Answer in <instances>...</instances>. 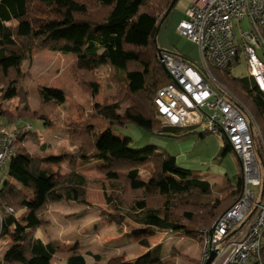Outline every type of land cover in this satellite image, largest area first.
Instances as JSON below:
<instances>
[{"label":"trees","instance_id":"16d2710c","mask_svg":"<svg viewBox=\"0 0 264 264\" xmlns=\"http://www.w3.org/2000/svg\"><path fill=\"white\" fill-rule=\"evenodd\" d=\"M174 1L0 0V93L3 99L21 96V67L31 59L32 51L44 49L74 57L72 73L86 93L99 80L98 69L110 67L114 83L121 86L123 98L131 101L136 115L129 116V120L119 117L121 101H109L97 107L96 113L110 127L102 132L75 135L81 148L77 159L71 160L72 171L65 175L56 176L42 168L43 160L18 147L0 172V239L12 240L0 264L52 263L58 244L45 243L36 236L40 229L50 226L43 214L53 204L63 201L88 204L89 180L76 172V167L90 155L102 163L101 172L126 182L124 193H105L107 204L114 212L105 219L117 226L133 221L141 226L135 231L138 235L152 237L155 232H174L188 239H198L201 227L209 226L224 215L242 196V169L229 195L223 201H212L215 187L211 181L180 167L175 157L160 151L154 144L142 149L132 148V138L114 131V128L135 125L159 137L172 134L186 138L199 134L203 138L207 134L191 132L197 127L178 131L164 125L158 119L154 104L157 91L171 82L160 63V54L165 50L160 49L156 38ZM216 75L250 112L264 143V94L258 90L254 78H235L230 69L217 70ZM64 94L60 89L40 88L44 109L32 121L47 125L62 105ZM16 132L19 140L25 136L22 130ZM27 134L36 135L30 130ZM255 148L264 171V147L257 141ZM230 152L232 149L225 144L221 157ZM48 162L57 163L59 159L54 157ZM147 166H152L153 173L145 181L140 170ZM21 188L32 190L36 198L29 199ZM199 238L201 241V233ZM141 245L150 250L134 264H174L163 262L162 246L151 249L147 240L141 241ZM91 255L95 264H100V257ZM262 256L264 264V245ZM65 264L88 263L84 254L73 249Z\"/></svg>","mask_w":264,"mask_h":264},{"label":"rangeland","instance_id":"374dc122","mask_svg":"<svg viewBox=\"0 0 264 264\" xmlns=\"http://www.w3.org/2000/svg\"><path fill=\"white\" fill-rule=\"evenodd\" d=\"M173 16L168 17L161 25L156 38L157 45L165 51L176 48L193 64L200 66L199 47L177 32ZM243 28L244 31L251 30L247 21L243 22ZM237 35H240L239 31ZM258 54L264 59L262 49L258 50ZM74 63V57L70 54L44 49L32 51L31 59L24 62L20 70L21 96L3 99L0 93V128L22 130L25 136L18 141L19 149H24L35 158L43 160L42 168L52 171L56 176L72 171L71 160L77 159L81 148V144L74 139L76 134L102 132L110 127L96 113L97 107L109 101H121L120 117L129 120V116L134 115L131 101L123 98L121 86L114 83V72L110 67L98 69L96 75L99 80L91 86V91L86 93L72 73ZM216 71L212 69V74L221 83ZM230 71L235 78L250 76L243 56ZM42 87L60 89L65 93L62 105L54 112L47 125L39 120L32 121L44 109L39 95ZM29 130L36 135L27 134ZM203 130L200 126L191 132L201 133ZM114 131L132 138L134 149H142L147 144L157 145L160 151L175 157L180 167L192 170L195 175L211 181L215 187L212 201H223L241 172L240 162L233 151L226 157H221L226 144L224 138L212 134H206L203 138L199 134H191L186 138L172 134L159 137L135 125L114 128ZM43 156H54L59 162L50 163L49 160L43 159ZM101 164L92 155L77 164L76 172L89 180L87 205L63 201L53 204L43 214L50 226L40 229L36 236L59 246L51 264H65L73 249L84 254L90 264H95L91 254L100 257V264H134L150 250L141 245L143 240L148 241L151 249L157 245L162 246L163 262L200 264L202 245L199 235L211 228L217 219L209 226L199 229L198 239H188L183 234L174 232H155L152 237L138 235L135 231L141 226L130 220L120 226L112 225L105 219L114 213L111 205L107 204L105 193H124L126 182L101 172ZM152 173V166L140 170V176L145 181ZM22 192L29 199L36 198V193L30 190ZM11 243L10 238L0 239V259Z\"/></svg>","mask_w":264,"mask_h":264},{"label":"built area","instance_id":"2783aa9c","mask_svg":"<svg viewBox=\"0 0 264 264\" xmlns=\"http://www.w3.org/2000/svg\"><path fill=\"white\" fill-rule=\"evenodd\" d=\"M244 21L250 31H244ZM177 32L199 47L201 64L173 52L160 54L173 79L154 98L158 119L168 127L202 126L207 134L228 138L242 169V196L201 232L200 264L213 252L212 264H263L264 171L255 148L257 141L264 147L263 139L250 112L216 80L212 69L231 70L243 56L264 94V59L258 54L264 51V0H194ZM18 141L16 131H0V172L16 154Z\"/></svg>","mask_w":264,"mask_h":264},{"label":"crops","instance_id":"0c3cea01","mask_svg":"<svg viewBox=\"0 0 264 264\" xmlns=\"http://www.w3.org/2000/svg\"><path fill=\"white\" fill-rule=\"evenodd\" d=\"M193 1L194 0H179L178 1V3H177V5L175 6V8L173 9V11L170 13V15H169V18L171 17V16H173V19H174V23H176V29H177V27H178V25H179V23L185 18V15H186V12H187V10L189 9V7L191 6V4L193 3ZM170 23V22H169ZM192 43V42H191ZM193 45H195V46H197L196 44H194V43H192ZM174 48H175V46H173ZM198 47V46H197ZM168 52H174V53H178V54H180L181 56H184V57H186V55H184L182 52H180L178 49H170V50H167ZM187 58V57H186ZM188 59V58H187ZM192 62V61H191ZM120 112L121 111H119L118 112V116L120 117ZM134 116H136L135 115V113H134ZM130 127V126H129ZM173 129H175V130H178V131H185L186 130V128H184V129H181V128H173ZM155 145V144H154ZM155 146H157V145H155ZM54 156H43V159H47V160H49V159H51V158H53ZM12 183H14L15 184V182L14 181H12ZM17 186H19V185H17ZM20 187V186H19ZM21 190H29V189H24V188H21ZM30 191H32V190H30ZM33 192V191H32ZM41 240H43L44 241V239H43V237H39ZM45 242V241H44ZM45 243H48V242H45ZM69 258V257H68ZM87 260V259H86ZM87 263H88V261H87ZM88 264H90V263H88Z\"/></svg>","mask_w":264,"mask_h":264},{"label":"water","instance_id":"95a60500","mask_svg":"<svg viewBox=\"0 0 264 264\" xmlns=\"http://www.w3.org/2000/svg\"><path fill=\"white\" fill-rule=\"evenodd\" d=\"M175 3H176V0L173 2L172 6H171V8L169 9L168 13L166 14L165 18H167V17L169 16V14L171 13V11H172V9H173ZM164 69H165V68H164ZM165 71H166V73L168 74V77H169L170 79H173L172 76L167 72L166 69H165ZM224 140H225L226 144L231 148V143H230L229 139L225 137ZM215 257H216V253L213 252L212 255H211V257H210V259H209L205 264H212V262L214 261Z\"/></svg>","mask_w":264,"mask_h":264}]
</instances>
